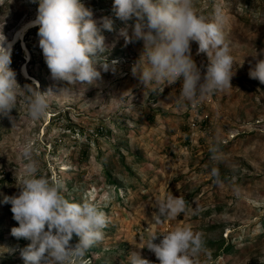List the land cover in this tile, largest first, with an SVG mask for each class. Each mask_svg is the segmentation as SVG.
I'll use <instances>...</instances> for the list:
<instances>
[{"label":"rangeland","instance_id":"374dc122","mask_svg":"<svg viewBox=\"0 0 264 264\" xmlns=\"http://www.w3.org/2000/svg\"><path fill=\"white\" fill-rule=\"evenodd\" d=\"M81 2L98 28L101 18L112 20V31L100 28V34L102 55L116 63L109 71L97 64L100 78L94 85L84 91L85 85H70L66 93L60 89L67 82L50 77L37 26L24 32V47L12 46L11 51L19 48L9 64L17 84L35 82L38 91L52 94L38 121L25 115L22 103L0 116V201L18 193L20 153L28 143L40 174L58 178L66 199L94 202L108 218L102 240L69 264H127L129 252L158 264L149 250L138 247L149 233L176 227L201 234L203 248L194 264H264V84L247 75L260 59L251 56L254 50L264 48V0H194V10L205 19L217 7L224 12L234 60L231 87L194 105L177 103L180 79L144 87L132 74L142 42L124 44L118 34L124 22L113 15L112 0ZM35 14L36 4L28 0H0V34L8 40ZM189 54L203 74L207 58L195 42ZM24 65L28 77L20 73ZM36 78L42 79L39 88ZM213 141L223 153L220 163L209 156ZM210 167L218 168L221 183L212 182ZM168 195L184 200L185 213L151 223L153 204ZM15 226L10 204L0 202V264H23L19 252L28 241L10 234ZM227 243L233 248L222 254Z\"/></svg>","mask_w":264,"mask_h":264},{"label":"clouds","instance_id":"9594fccd","mask_svg":"<svg viewBox=\"0 0 264 264\" xmlns=\"http://www.w3.org/2000/svg\"><path fill=\"white\" fill-rule=\"evenodd\" d=\"M36 4L35 18L30 26H37L38 46L53 80L67 82L62 88L85 85L83 91L96 83L101 71H109L116 61L108 62L100 28L112 31V20L101 18L100 28L92 12L81 0H28ZM194 0H112L113 15L124 22L119 36L124 44L141 41L142 52L131 71L144 85H168L180 79L178 104H195L205 96L230 88L234 75V60L224 32L226 17L215 8L210 19L197 14ZM132 21L131 25L127 22ZM130 28V32H129ZM190 42L197 52L204 53L207 64L203 74L192 60ZM11 43L0 34V116H8L18 103L25 106V115L32 121L40 120L49 109L50 91L41 93L35 82L20 87L15 72L9 67ZM259 55L247 72L250 79L264 84V48L251 55ZM59 90V91H60ZM152 90H156L153 88ZM11 120V117H8ZM14 125V124H13ZM210 159L223 161L217 141L208 145ZM22 176L18 193L5 196L10 204L12 219L17 226L10 234L28 241L19 255L23 264H69L78 261L102 240L108 224L105 213L87 200L73 202L62 194L58 179H49L39 172L32 155V145L21 149ZM208 175L215 184L221 183L217 167H210ZM150 222L159 225L163 219L175 220L185 213L182 198L168 195L155 201ZM195 214V210H193ZM75 237V241H73ZM159 237L158 242H154ZM138 248L149 250L158 264H194L203 248L199 232L187 227L170 231L151 232ZM127 264H151L138 252H129Z\"/></svg>","mask_w":264,"mask_h":264},{"label":"bare ground","instance_id":"6f19581e","mask_svg":"<svg viewBox=\"0 0 264 264\" xmlns=\"http://www.w3.org/2000/svg\"><path fill=\"white\" fill-rule=\"evenodd\" d=\"M34 19V18H33ZM33 19H29V20H26L25 22H23L11 35V37L6 40L8 42L11 43V48L12 46L15 44V43H20V45H22L23 47L25 46L24 45V41H23V35H24V32L28 29V28H31L32 26H30V21H32ZM11 51V50H10ZM28 54H26L27 56ZM20 73L22 76H25V77H28L30 75H28V73L26 72V66H22L21 70H20ZM34 78V77H33Z\"/></svg>","mask_w":264,"mask_h":264},{"label":"trees","instance_id":"16d2710c","mask_svg":"<svg viewBox=\"0 0 264 264\" xmlns=\"http://www.w3.org/2000/svg\"><path fill=\"white\" fill-rule=\"evenodd\" d=\"M35 28V27H34ZM27 46V45H26ZM27 48H28V51H29V53H31V49H30V47H28L27 46ZM19 48L16 46L15 47V49H13L11 52H10V57L12 56V55H18L19 54ZM30 58H31V55H30ZM37 79V81H38V88L39 87H41L42 86V79H40V78H36ZM69 128V127H68ZM73 239H75V237H73ZM233 248V244H231V243H227L222 249H221V251L220 252H222V254H225V253H228L231 249ZM86 255H88V253H86ZM85 257H88V256H85Z\"/></svg>","mask_w":264,"mask_h":264}]
</instances>
